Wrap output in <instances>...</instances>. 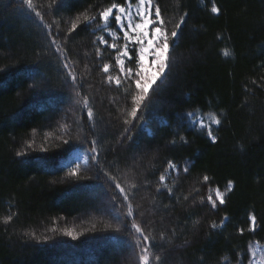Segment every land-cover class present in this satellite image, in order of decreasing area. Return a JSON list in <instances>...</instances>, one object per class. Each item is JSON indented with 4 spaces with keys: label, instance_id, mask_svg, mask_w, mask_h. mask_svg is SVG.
Returning <instances> with one entry per match:
<instances>
[{
    "label": "trees",
    "instance_id": "16d2710c",
    "mask_svg": "<svg viewBox=\"0 0 264 264\" xmlns=\"http://www.w3.org/2000/svg\"><path fill=\"white\" fill-rule=\"evenodd\" d=\"M113 2L124 0H33L34 9L0 0V264H139L126 207L112 200L103 171L90 160L69 175L75 167L66 166L67 158L91 139L154 238L153 264L155 256L159 264H247L248 245H264V0H154L169 34L187 15L169 68L131 125L124 123L128 84H109L102 71L109 63V74L120 75L114 51L96 42L98 16L68 33L77 17ZM56 46L82 87L66 78ZM84 97L96 114L94 128ZM191 111L221 121L213 127L215 143L191 125ZM169 160L178 174L166 171ZM161 173L171 194L160 185ZM217 187L225 203L212 208L208 190Z\"/></svg>",
    "mask_w": 264,
    "mask_h": 264
},
{
    "label": "snow or ice",
    "instance_id": "6c2138e0",
    "mask_svg": "<svg viewBox=\"0 0 264 264\" xmlns=\"http://www.w3.org/2000/svg\"><path fill=\"white\" fill-rule=\"evenodd\" d=\"M22 3L26 5L28 9H34L33 0H22ZM133 7H135L134 11ZM212 12L219 14L220 9L214 6ZM35 15L40 17L41 20L43 19L42 14L38 11L35 12ZM186 15L187 14H185V16ZM97 16L101 23L96 25V30L107 33L113 43L109 44L108 39H105L104 35L97 37L96 42L115 50V67L118 69L120 75L114 78L109 74L110 69L113 67V65L109 63H103L102 71L106 74L107 82L109 84L114 82L117 87H122L124 83L128 84V87L125 88V94L130 95L131 107L127 110L128 118L125 119L124 123L126 125H131L133 121L142 119L139 113L144 106V102L149 97L150 90H153V85L156 84L158 79L162 78L166 73V70L169 68L170 48L174 45L175 39L178 38L181 25L185 23V16H181L175 29L169 34L166 28V22L161 14L160 6L155 4L154 0H136L135 6L133 5L132 0H124V3H111L108 7L99 11L97 15H83L82 19L81 17H77L71 22L68 33L71 34L72 32H75L81 24L87 26L96 23ZM48 27L51 29L52 26L48 25ZM49 35H52L51 32ZM120 40L123 41L122 44L118 43ZM51 43L56 45L54 36L52 37ZM56 52L60 55V58L63 61V67L67 72L66 78H70L74 87H82V85L78 83L77 74L73 71L74 65L65 55L64 50L59 46H56ZM225 54H227V52H225ZM96 55L102 56L99 48L96 50ZM149 58L150 62L146 63V61H149ZM126 64H132L134 67H126ZM83 107L86 109V119L91 122V127L94 128L96 114L93 108L89 106V100L87 97H84L83 99ZM186 117L191 121V125L194 128L206 130L207 137L213 143L216 142L217 137L213 133L212 126L220 124L221 121L218 118L212 119L210 123L206 124L202 116L199 118L197 117L196 111L186 113ZM141 127H143V124H141ZM128 131H130V128H125V132ZM180 139L184 143H187L184 137H181ZM63 143L67 144L68 141L65 140ZM88 143L90 144V147L85 150V155L83 156L82 161L83 164L87 165L91 160L97 166L98 170L103 171L109 187L114 189L111 197L112 200L114 202L119 201L121 207H126V212L124 213L125 219L131 220V228L134 229L137 236L134 243L140 248L138 256L139 264H153V257L150 255V245L154 238H150L149 235L145 234L141 223L137 222L130 190L123 187L115 176L103 169V166L100 163L98 140L91 139ZM172 143H175V141H172ZM20 154L22 153H18V155ZM189 167H191V162L186 161L183 166V172L188 173ZM79 169L80 163L77 162L76 167L69 172V175L77 176ZM166 171H175L177 174L179 173L177 165L171 160L168 161ZM203 180L207 182L209 177L205 175ZM165 181L166 175L165 173H161L159 176L160 185L167 188L168 192L171 194L173 190L172 188L167 187ZM132 187H135V185H132ZM232 188L233 184L230 181L226 191H231ZM185 199H187V197H185ZM207 201L212 208H215L217 203L222 205L225 203V192L221 191L219 187L215 189L210 188L208 190ZM200 202L204 203V198H201ZM11 219L12 217L8 216L6 217L5 222L7 223ZM224 220H227V217H225ZM224 220L221 221V225H223ZM249 220L251 222L249 225V231L255 232L257 221L256 216L250 215ZM211 227L215 229L217 225L213 223ZM240 231L243 232V229ZM65 234L73 236L71 231H68ZM161 236L163 238V234H161ZM260 247L259 242L255 245L251 243L248 245L249 258L247 264H255L257 250L260 249ZM154 260L159 264L161 257L155 256ZM238 264H242V261L238 262ZM261 264H264V261H262Z\"/></svg>",
    "mask_w": 264,
    "mask_h": 264
},
{
    "label": "rangeland",
    "instance_id": "374dc122",
    "mask_svg": "<svg viewBox=\"0 0 264 264\" xmlns=\"http://www.w3.org/2000/svg\"><path fill=\"white\" fill-rule=\"evenodd\" d=\"M135 3H136V0L133 1V5L135 6ZM135 10V7H133V11ZM101 22V21H100ZM101 35H104L105 36V39H108L109 41V44L113 43L112 39L108 36L107 33H103V32H100L99 36ZM119 35H122V34H119ZM98 36V37H99ZM118 43L122 44L123 41L120 40L118 41ZM105 46V45H103ZM113 50V49H111ZM114 53H115V50H113ZM116 54V53H115ZM115 57V56H114ZM150 62V58H149V61H146V63H149ZM154 70V69H153ZM203 117L204 118V122L207 124V123H210L212 119H216L215 116L211 115V114H197V117ZM215 125H213L212 127H214ZM206 131V130H205ZM85 155V151H82V150H78V149H75L71 155L67 158L65 164L68 168H73V167H76V163L79 162L80 163V166L81 165H85L83 164V156ZM73 234L74 232L71 231ZM257 242H254L252 243L253 245H255ZM260 249L257 250V255L255 257V264H261L262 261H264V245L263 244H260Z\"/></svg>",
    "mask_w": 264,
    "mask_h": 264
}]
</instances>
